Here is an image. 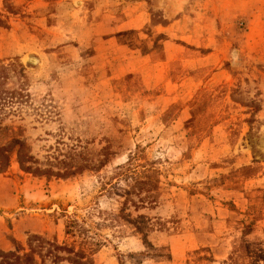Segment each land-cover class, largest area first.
<instances>
[{
	"label": "rangeland",
	"instance_id": "1",
	"mask_svg": "<svg viewBox=\"0 0 264 264\" xmlns=\"http://www.w3.org/2000/svg\"><path fill=\"white\" fill-rule=\"evenodd\" d=\"M0 64L52 172L0 174V264H264V0H0Z\"/></svg>",
	"mask_w": 264,
	"mask_h": 264
},
{
	"label": "trees",
	"instance_id": "2",
	"mask_svg": "<svg viewBox=\"0 0 264 264\" xmlns=\"http://www.w3.org/2000/svg\"><path fill=\"white\" fill-rule=\"evenodd\" d=\"M13 69L15 70L14 64H0V174L9 168L12 161L22 172L30 174L52 173L49 170H39L38 168H33L31 166L33 163V158L29 155L28 147L20 138V128H13L9 125H3L4 119L8 116H19L29 99V95L24 89L25 83L23 81V77L19 72L17 73V78L14 82L15 87H4L10 72ZM55 174L57 175V173ZM49 246H51V244ZM61 249L65 250L66 252H70L72 256L75 257V259L64 258V260L70 261L72 264H85L84 262L79 261V254L72 253L67 248L54 246L52 250ZM49 253L54 260L59 259L55 254L51 252ZM5 257H12L13 260L6 261L4 264H35L32 255H24L20 259L11 252H8Z\"/></svg>",
	"mask_w": 264,
	"mask_h": 264
}]
</instances>
